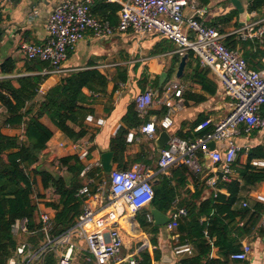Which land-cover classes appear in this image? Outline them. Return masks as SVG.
<instances>
[{
	"label": "crops",
	"instance_id": "obj_1",
	"mask_svg": "<svg viewBox=\"0 0 264 264\" xmlns=\"http://www.w3.org/2000/svg\"><path fill=\"white\" fill-rule=\"evenodd\" d=\"M65 1L77 0H0V79H9L18 86V80L20 78L39 73L41 74L42 70L36 71L30 68L32 62L27 60L19 52V47L20 44L25 41L44 43L49 37L47 28L48 17L60 3ZM253 1L254 0H196L195 4L198 7L204 8L205 14L201 18L208 25L219 27L221 32L225 34L226 44L229 46L236 44L234 48H239L243 53L242 41H258L261 44V48L264 49V37L263 42H261L256 34L258 27L264 26V0L260 1L257 8L252 9L251 5ZM107 3L120 5L119 2L114 0H96L92 6V10L94 9L96 12L95 13L93 10L94 15L103 18L99 16L100 14H98V12H101V14L106 13L108 11L106 6ZM120 9L117 11V17L113 18L114 22L119 18ZM184 13L186 16L193 13L192 4L185 7ZM247 24H252L254 29L252 31L248 28L244 29L245 32L250 31L251 33L248 37H245L243 32L238 30L244 28ZM178 49L179 44L177 42L162 36L157 31L137 32L128 30L116 32L113 36L103 37L96 36L92 29H87L85 31L84 38L69 52V56L64 62V66L68 69L65 75L80 69L97 68L109 78V83L105 92L93 93L92 90L88 88L84 89L85 93L90 95V103L88 105L93 109V112L88 114L92 115V118L85 119V123L88 125L90 132L87 136L75 142H79L80 145L89 149V159L101 160V154L110 150L111 137L117 133L121 126L125 125L123 118L127 114L130 105L135 103L136 96L146 89L153 90L154 102L149 109V114L145 118H141L142 123L129 129L127 134V142L129 143L127 159L130 160V157L134 158L147 152L148 158L151 159L153 163L152 165H148L152 167L154 171H158L159 169L158 159L163 148L158 145L157 141L164 131H167L171 136L178 135V132L182 130L184 134H187V139L195 140L201 136L197 134V132L203 129L199 128L200 123H198L196 127H193L191 130L193 123L202 117H206V119L210 118L215 122L229 113L231 109V98L227 89L209 67L199 62V58L194 52H192V57H190L189 51L186 53L188 54V58L186 60L184 73L180 77L177 75L181 58L184 56L180 55ZM7 59H12L9 65L12 66V69L8 74H4L2 68ZM190 62L193 63V66L197 65L199 72L203 69L208 70L207 77L210 81L209 83L212 90L205 88L199 80L192 77L194 70L190 67ZM123 70L127 71L128 78L124 82L118 81V73L121 74ZM162 73H167V77L161 84L160 77ZM60 77L61 75L51 74L42 86L43 91H46L56 84ZM173 78H177L183 88V101L181 105H178L179 99L166 89L167 83ZM156 81H159V85L155 84ZM213 86L215 88L214 91ZM41 98L42 94H39L36 102ZM167 100L173 102L174 112L171 114L173 124L169 128H164L161 126L160 122L168 111V106L166 104ZM262 113H264V106L262 107ZM7 116L8 112L6 111L0 113V127L2 132L7 135L21 134V127H12L5 122ZM99 119H103V121ZM42 121L54 131V135L48 142L49 152L41 154L39 159L32 165L47 169L55 175L69 178L71 175L69 167L67 171H62V162L60 159L65 155L77 154V151L70 146V143L74 141L58 129L47 116H44ZM146 121H153L156 123V138L153 141L148 140L140 130L141 126ZM212 126L213 124L209 127ZM76 127L78 128V126ZM239 128L242 129L241 133L236 135L235 138L237 144L240 146V150L236 160L231 165L232 170L229 173V180L225 178L222 164L213 162L209 157L205 156L202 159L203 170L201 172L196 173L186 166L190 178L187 179L188 183L185 186L179 187L180 194L178 198H187L189 201L200 204L201 200L212 195L217 196L218 193L229 196V191L222 184L224 182L229 183L233 180H237L242 184V188L234 204L236 209L243 207L253 208L256 202L261 201L257 196L264 195V181L255 185H244L243 176L240 171L246 164L251 163V165L255 166L252 162L256 159H264V157H255L248 161V152L251 148L264 146V127L254 128L250 132L245 131V126L243 124H241ZM94 134L95 136L91 138ZM129 134L130 136L132 135L130 141L128 140ZM62 142L66 143L65 146H61ZM168 142L169 140L165 142L164 147L167 146ZM227 147L228 141H215V149L224 152ZM242 151L245 152L242 153ZM131 165L129 167H131ZM113 168L126 169L117 167L115 163H113ZM178 168L179 166H175L166 171L158 172L154 179V184L159 182L158 175L160 173L171 177L174 175L173 171ZM98 170L99 168L93 169L92 173ZM100 170H102V173L96 177L97 181L90 186V196L85 195L80 197L84 203L87 200V202L92 203L94 206L97 204L93 194L101 179L107 177L109 174L104 171L103 165ZM219 171L223 172L221 181H218ZM193 177L199 180L195 181L196 178L193 180ZM211 179L214 181L211 182ZM34 182L37 187V192L39 191L38 195L40 200L39 203L32 202L37 206L36 220L39 223L41 222V215L44 212H48L54 217L55 210L52 206L47 204L59 200L60 196L58 198H51V196L46 197L45 193L48 187H44L40 176H36ZM150 204L144 207H148ZM179 208L180 207L177 208V211ZM97 209H100L99 213L103 215L105 211L110 208L98 206ZM138 210L129 211L122 221L121 233L124 237V243L122 261L120 264H125L129 256L138 258L140 263V252H138V249L140 250L147 247L153 255H151L153 264H179L181 259L198 254L196 243L186 237L188 229H180L183 218L188 214L180 216L178 218V225L173 229L168 228V223L170 221L165 225H157L159 226V231L155 233L151 229L141 227L136 220ZM173 214L169 215L170 220H172L171 216ZM148 217L149 220L154 223L152 213H150ZM205 219V217L202 218V221ZM237 221L241 226L245 223V219L238 218ZM263 225L264 215L261 216L246 237L239 238V243H241L240 250L244 243H251L252 245V252L248 258L245 260H238L230 256L229 264H264V241L263 238L259 237L258 229ZM204 232L205 234L207 233L206 230ZM154 237L157 238L158 242L156 245L152 246L150 240ZM214 239H210L211 244L214 243ZM74 241L77 247L74 250L72 264H75L76 256L79 253L83 255V258L80 263L79 259H77V263L97 264L96 259L88 251L84 240L75 237ZM184 244H190L192 251L177 253L176 247ZM60 248L62 249L61 246ZM56 253L59 264L61 250ZM156 253L159 254L158 259L154 258V254L156 255ZM210 255L214 258H223L220 248L215 244L212 246Z\"/></svg>",
	"mask_w": 264,
	"mask_h": 264
},
{
	"label": "built area",
	"instance_id": "obj_2",
	"mask_svg": "<svg viewBox=\"0 0 264 264\" xmlns=\"http://www.w3.org/2000/svg\"><path fill=\"white\" fill-rule=\"evenodd\" d=\"M96 0L65 1L60 3L48 17L49 37L44 43L25 41L20 44L19 52L27 60L39 59L47 61L41 74L65 75L68 69L64 62L69 52L85 36L87 29H92L96 36H113L116 32L134 30L137 32L157 31L162 36L174 40L179 44L178 52L185 55L193 51L199 58V62L209 67L222 81L231 98L229 113L218 121L213 122L208 118L199 124L200 129H205L213 124V130L206 132L195 140L187 139L179 135H171L166 147L161 150L158 159V171H154L146 163L135 162L126 169L112 168L107 179L103 177L93 194L97 201L96 206L85 201L83 211L77 222L67 231L58 236H52L54 227L53 216L44 212L41 215L42 230L45 232L47 243L39 250L32 251L28 242H20L15 257L9 264H29L39 257L44 249L51 244L57 250H61L59 264H72L74 250L77 247L74 238L84 240L90 254L96 259L97 264H120L123 252L122 221L129 211L149 205L154 198V179L158 172L166 171L175 166H188L194 172L203 170V157H209L213 162L221 163L226 180H229L232 163L236 160L240 146L237 144L236 135L241 133L239 126L243 124L245 131L250 132L254 128L264 127V67L262 69L250 68L239 48L226 44L225 34L219 27L208 25L201 17L205 14L204 8L198 7L196 0H114L120 3L119 20L116 24L109 18H99L94 15L92 6ZM192 4L193 13L187 15L184 9ZM248 28L254 29L252 24H247L242 31L245 37L251 33L245 32ZM256 34L263 42L264 26H259ZM166 89L178 99V105L183 101V88L177 78L170 80ZM154 92L146 89L135 98L136 109L140 118L149 114L152 106ZM168 111L160 124L169 128L173 124L171 114L174 112L173 102L167 100ZM6 111L4 105H0V113ZM88 115L86 119H91ZM103 121V119H99ZM143 135L150 141L156 138V123L146 121L140 128ZM23 137V136H22ZM132 135L128 137L130 141ZM228 141V147L224 152L210 146L211 141ZM66 143L62 142L61 146ZM72 149L77 151L79 158L84 161V168L80 176L84 185L78 190L77 196L83 197L91 194L90 186L95 183L96 177L102 173L100 159H89V149L71 142ZM255 166L264 167V159H256L252 162ZM26 167V173L34 168ZM62 171L68 170V165L62 163ZM99 168L92 173L93 169ZM214 180L211 179V182ZM32 198L34 203H39L37 187L32 180ZM46 197L58 198L54 185L48 186ZM264 201V195L257 196ZM102 208H110L105 214L99 213ZM188 210L180 207L174 213L168 223V228L173 229L178 225V218L187 215ZM103 217V218H102ZM30 219L19 217L12 223V231L16 236H22L30 232ZM264 227V225H263ZM62 247V249L60 248ZM190 244L176 247V252H191ZM252 252L251 243H244L241 250L231 254L238 260H245ZM19 256L23 261L19 262ZM129 264H139V259L129 256Z\"/></svg>",
	"mask_w": 264,
	"mask_h": 264
},
{
	"label": "trees",
	"instance_id": "obj_3",
	"mask_svg": "<svg viewBox=\"0 0 264 264\" xmlns=\"http://www.w3.org/2000/svg\"><path fill=\"white\" fill-rule=\"evenodd\" d=\"M260 1L254 0L251 8H257ZM106 6L108 11L103 14L98 12L99 16L109 18L112 23L116 24L119 18L115 22L113 18L117 17L120 5L107 3ZM231 47H236V44H232ZM242 50L250 68L264 67V49L258 41H242ZM192 52L189 51L190 57L193 56ZM11 62L12 59L4 62L2 68L4 74L11 71L12 66H9ZM30 62H32L30 68L36 71L43 70L49 64L39 59ZM190 67L194 70L192 77L199 80L205 88L212 90L207 77L208 70L203 69L204 71L199 72L197 65L193 66L192 62H190ZM50 75L39 73L22 77L18 80V86L9 79H0V105H4L8 112L5 122L12 127L22 128V133L19 135H7L0 127V264H9L10 259L16 256L20 244L19 238L22 236H27V242L34 251L47 243L45 232L42 230V222L38 223L36 220L37 206L32 202V180H35L36 176H40L44 187L54 185L60 194L59 200L47 204L55 210L52 236H58L75 225L82 213L84 201L77 196V192L84 184L80 176L84 163L78 154L65 155L60 159L69 167L71 172L69 178L55 175L40 167H34L26 173L23 165L31 167L41 154L49 152L48 142L53 137L54 131L42 121L44 116H47L73 141H78L89 134L90 129L85 119L93 112V109L88 105L90 95L86 94L84 89L88 88L93 93L105 92L109 78L97 68L80 69L68 75H61L56 84L43 91L42 86ZM127 78L126 70H123L121 74L118 73V81L124 82ZM155 84L159 85V81ZM39 94H42V98L36 102ZM205 120L206 117H202L193 123L191 130ZM123 121L125 125L121 126L110 140L109 148L114 152L113 162L120 168H128L135 162L152 165L147 152L134 158L130 157V160L127 159L129 129L142 123L135 103L130 105ZM212 130L213 126L207 127L198 131L197 134L203 135ZM178 135L187 137L182 130L178 132ZM93 136L95 134L91 138ZM255 157H264V146L249 150L248 161ZM240 173L243 176L244 185H255L264 181V167L253 166L250 163L246 164ZM173 174L171 177L162 173L158 175L159 182L154 184V198L150 206L138 210L136 220L142 228L158 233L159 226L150 221L148 217L152 207L168 215L176 212L178 207H186L188 215L183 218L180 229H188L186 237L196 243L198 254L181 259L179 264H229L231 254L240 250L239 238L246 237L264 215V202H256L253 208L236 209L234 204L242 188V184L237 180L222 184L229 191V196L218 193L217 196L212 195L201 200L200 204L189 201L187 198L180 199L178 198L179 187L188 183L187 179L190 175L186 166H180L173 171ZM195 178L193 177V180ZM197 180L199 179L196 178L195 181ZM19 217L30 219V232L22 236H16L12 231V223ZM204 217L206 219L202 221ZM238 218L245 219L243 226L239 225ZM258 229L259 237L263 238L264 227ZM210 239H214L213 244L220 248L222 259L211 257L213 244L210 243ZM157 242L155 237L150 240L152 246ZM147 248L138 249L139 264H153V255ZM56 252L57 250L50 244L39 257L30 261L29 264H58ZM18 258L19 262L23 261V256ZM154 258L158 259L159 254H154Z\"/></svg>",
	"mask_w": 264,
	"mask_h": 264
},
{
	"label": "water",
	"instance_id": "obj_4",
	"mask_svg": "<svg viewBox=\"0 0 264 264\" xmlns=\"http://www.w3.org/2000/svg\"><path fill=\"white\" fill-rule=\"evenodd\" d=\"M188 58V54H185L180 61L179 67H178V72L177 75L180 77L183 75L184 73V69L186 66V60ZM58 75V74H55ZM60 76V75H58ZM167 77V73H162L161 75V84L162 82L165 81ZM170 138V135L167 131H164L160 138L158 139L157 143L161 148H164V144L166 141H168ZM210 146L212 148H215V141H211L210 142ZM113 158H114V152L111 150L105 151L101 154V162L103 165V169L106 173H109L112 168H113ZM223 176V172L219 171L218 172V181H221ZM151 213L152 216L154 217V223L156 225H165L166 223H168L170 221V216L166 213H164L163 211H161L160 209L156 208V207H152L151 208ZM263 241H264V237H263ZM125 264H129V259H126Z\"/></svg>",
	"mask_w": 264,
	"mask_h": 264
},
{
	"label": "rangeland",
	"instance_id": "obj_5",
	"mask_svg": "<svg viewBox=\"0 0 264 264\" xmlns=\"http://www.w3.org/2000/svg\"><path fill=\"white\" fill-rule=\"evenodd\" d=\"M106 179H107V177H105ZM37 184H38V182H37ZM39 192V191H38ZM19 241L20 242H27V236H22V237H20L19 238ZM32 251H34V250H32ZM78 254V253H77ZM77 258H76V262H75V264H79L80 262H81V259L83 258V255L82 254H78L77 256H76ZM77 259H79V263H77Z\"/></svg>",
	"mask_w": 264,
	"mask_h": 264
}]
</instances>
